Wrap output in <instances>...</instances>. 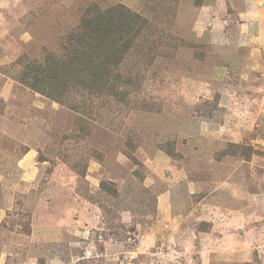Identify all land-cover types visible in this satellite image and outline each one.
Here are the masks:
<instances>
[{"label":"rangeland","instance_id":"rangeland-1","mask_svg":"<svg viewBox=\"0 0 264 264\" xmlns=\"http://www.w3.org/2000/svg\"><path fill=\"white\" fill-rule=\"evenodd\" d=\"M111 3L173 54L123 112L90 102L76 141V114L17 77ZM0 264H264V0H0Z\"/></svg>","mask_w":264,"mask_h":264},{"label":"trees","instance_id":"trees-1","mask_svg":"<svg viewBox=\"0 0 264 264\" xmlns=\"http://www.w3.org/2000/svg\"><path fill=\"white\" fill-rule=\"evenodd\" d=\"M194 2L200 6L203 0ZM153 23L157 22L123 3H111L105 7L89 4L81 11L78 23L59 39L57 47L44 51L42 61L37 58L26 63L17 78L20 83L67 106L76 114L79 128L72 138L79 141L95 128L89 127L85 120L90 102L112 97L113 104L117 103L116 110L121 108L123 112L121 103L128 104L131 88L141 87V75L144 81V74L155 72L146 63L173 54L165 46L163 49L158 47L155 39L160 36L159 33H164V29H154ZM177 47L174 44L171 46L174 52ZM129 54L136 56L134 66L139 65L137 69L127 65L131 64L128 63ZM77 97L81 98L80 103H75ZM142 104L134 107L154 109V103L146 98H143ZM99 108L97 120H102L107 109L104 105ZM232 146L229 153L233 155L246 157L253 150V147L239 143ZM132 147L131 143L129 148ZM163 150L174 157V146L171 144L168 143ZM85 170L79 171L85 175ZM101 186L103 190L110 191L109 194L119 195L106 182H102Z\"/></svg>","mask_w":264,"mask_h":264}]
</instances>
